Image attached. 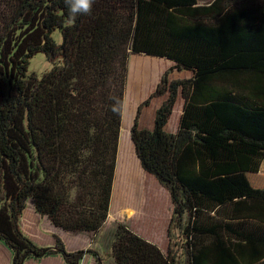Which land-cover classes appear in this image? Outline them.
<instances>
[{"label":"trees","instance_id":"obj_1","mask_svg":"<svg viewBox=\"0 0 264 264\" xmlns=\"http://www.w3.org/2000/svg\"><path fill=\"white\" fill-rule=\"evenodd\" d=\"M59 35L60 41L55 40ZM51 65L40 77L29 62ZM171 63L137 109L130 140L142 171L169 196L163 252L125 223L115 264H264V0H94L71 17L64 0H0V243L11 264L57 257L21 229L27 203L69 233L107 221L130 56ZM172 72L190 76L169 81ZM165 97L150 129L139 116ZM177 101V130L166 132Z\"/></svg>","mask_w":264,"mask_h":264},{"label":"rangeland","instance_id":"obj_2","mask_svg":"<svg viewBox=\"0 0 264 264\" xmlns=\"http://www.w3.org/2000/svg\"><path fill=\"white\" fill-rule=\"evenodd\" d=\"M198 1L199 4H207L212 0H198ZM55 40L57 42L60 41L58 34L55 35ZM142 62L143 65L146 67L152 66L153 68H155V75L153 77L151 85L149 86V89L147 88L148 90L145 93L143 92L141 96L139 95L137 99H134L133 94L131 95V92L127 91L129 77L132 76L131 80H133V76H134L133 74L135 73L136 70L135 66H137V64L138 65L141 64ZM170 66L171 63L164 59L151 58L146 56H136V55L130 56L129 58V74L126 84L124 101H123L121 131H120L118 151H117L116 166L118 173L116 171L117 173V179L115 183L116 190L113 201V209L117 211L119 210L120 213L122 210H124V208H129L134 210L135 209L141 210V208L143 209L150 208L152 214L155 213V215L159 218L156 230L154 225H152L151 227L147 226L148 228L146 230V228H143L139 222L136 223V221L133 220V218L131 217L130 218L132 221L131 220L129 221L131 226L133 225L134 228L141 230L145 234H147L146 239L152 242L149 239L151 238L153 240L152 243L156 244L163 252H165L168 248V245L170 243L169 239H171L172 243L177 245L175 249L178 250V246L180 244L179 243L180 236L178 235L177 232H174L171 238H168L167 234L165 233V229L169 222V218H170L169 216L171 212V205H170L168 193L161 186H159V184L154 180V178L148 175L146 176L144 172H142L141 175L139 174V172L142 170H140L141 168L134 154V148L130 140V131L134 119L136 117L137 109L139 105H141L146 99H148L149 96L155 91L156 86L159 83L163 73L167 71L170 68ZM50 68L51 65L46 61L45 57L39 54L30 60L27 72L29 75L34 74L40 77L43 73L49 71ZM189 76L190 75L186 72H172L168 75V79L169 81L182 80L188 78ZM164 99L165 97L155 98L150 101L148 107L143 108L141 110L139 116L140 129L152 128L155 112L160 107ZM180 111H181V101H177L175 108L172 112L171 118L169 120V123L166 127V132L168 134H173L176 132ZM125 153H127V156H125ZM262 171L264 172V162L262 165ZM127 174L129 175L127 178L128 180L126 179ZM124 216H126L125 213ZM36 217L37 215L33 211L32 204L28 202L24 214L20 221L21 229L24 232V234L29 239H31L37 246L47 247L49 245V242L51 241L50 233L48 232L46 233L44 229L47 224H45V222H43L42 220L39 221L40 219ZM114 220H117V218L115 217ZM116 224L117 222H115L114 229ZM112 227H113V223L110 222V224L107 226L105 230V235L101 238V243H99L100 244L99 249L104 254L101 257L103 258L102 259L103 264H111V262L107 259V256L105 254L106 245L104 244L103 241L106 238V236H109V231L112 229ZM52 237H54V235H52ZM72 239H78V238H72ZM49 247L51 246L49 245ZM94 247H96V245L94 246L93 244L92 245L89 244L88 250L94 251L91 250L94 249ZM10 257H11L10 252L3 246L2 243H0V264H11ZM83 263L84 261H82L80 264Z\"/></svg>","mask_w":264,"mask_h":264},{"label":"crops","instance_id":"obj_3","mask_svg":"<svg viewBox=\"0 0 264 264\" xmlns=\"http://www.w3.org/2000/svg\"><path fill=\"white\" fill-rule=\"evenodd\" d=\"M263 162H262V164L260 166V171H259L261 174H264V172L262 171ZM140 170H142V169H140ZM116 171H117V166H116L115 175H114V182H113V190H112V195H111V200H110L109 215H108L107 221L105 222L104 227L97 234L92 235V234H89V233H69V232H64L62 230H59V229H56V228L52 227L49 224L48 221H46L43 218H40L37 215L36 218H39L40 219L39 221L42 220L43 222H45V224H47L44 229H45L46 233L48 232L51 235V241L49 242L50 246H52V244L54 242L53 241V237H52V235H54V236H57L64 243L65 248H66L67 252H69V253L74 252V251L76 252L77 250L78 251L79 250H88L89 249V244H91V245L93 244L94 246L96 245V247H94V249H91V250H94L95 252H97L100 255V257H102V255H104V254L99 249V246H100L99 243H101V238L105 235V230H106L107 226L110 224V222H112L113 223V227L109 231V236H106V238L104 239L103 242L106 245V248H105L106 249L105 250L106 253L105 252L104 253L107 256V259L111 262V264H115L113 262V260L110 258V253H109L110 252V245L112 243L113 235H114V231H115V229H114L115 222H117V223L118 222L125 223L134 233H136L140 237L144 238L145 240H147L146 239L147 234H145L141 230H138V229L134 228L133 225L131 226L130 225V221H129V220H131V218H133V220H135L136 223L139 222L143 228H146V230L148 228L147 226L151 227L152 225L155 226V230H156L159 218L155 215V213L152 214L150 208L149 209L148 208L147 209L141 208V210H137V209L134 210V209L124 208V210H122L121 213L119 212V210L117 211V210L113 209L114 194H115V190H116L115 189V183H116L117 173H118V171H117V173H116ZM142 172L143 171H140L139 174L141 175ZM126 176H127L126 177V179H127L129 175L127 174ZM124 213L126 214V216H124ZM170 216H171V212H170ZM115 217L117 218V220H114ZM166 229H167V227H166ZM166 229H165V233H166ZM148 233H149V231H148ZM71 237L72 238H78V239H72ZM149 239L153 242V240L151 238H149ZM49 245L47 247H49ZM82 261H84L83 264H97L96 261L94 260V258L91 257V256H85V258ZM26 264H64V263L61 261L60 258L52 257V258L43 259V260H41L39 262L29 261Z\"/></svg>","mask_w":264,"mask_h":264},{"label":"bare ground","instance_id":"obj_4","mask_svg":"<svg viewBox=\"0 0 264 264\" xmlns=\"http://www.w3.org/2000/svg\"><path fill=\"white\" fill-rule=\"evenodd\" d=\"M135 67L133 80H131L132 76L129 77L127 91L131 92V95L133 94L134 99H137L139 95L141 96L143 92L145 93L149 89L155 75V68L152 66L146 67L143 62ZM125 156H127V153H125Z\"/></svg>","mask_w":264,"mask_h":264},{"label":"clouds","instance_id":"obj_5","mask_svg":"<svg viewBox=\"0 0 264 264\" xmlns=\"http://www.w3.org/2000/svg\"><path fill=\"white\" fill-rule=\"evenodd\" d=\"M71 17L87 15L92 10L94 0H64Z\"/></svg>","mask_w":264,"mask_h":264},{"label":"water","instance_id":"obj_6","mask_svg":"<svg viewBox=\"0 0 264 264\" xmlns=\"http://www.w3.org/2000/svg\"><path fill=\"white\" fill-rule=\"evenodd\" d=\"M132 143V142H131ZM133 145V144H132Z\"/></svg>","mask_w":264,"mask_h":264}]
</instances>
